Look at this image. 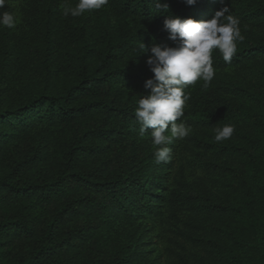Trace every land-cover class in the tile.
<instances>
[{
	"label": "trees",
	"instance_id": "16d2710c",
	"mask_svg": "<svg viewBox=\"0 0 264 264\" xmlns=\"http://www.w3.org/2000/svg\"><path fill=\"white\" fill-rule=\"evenodd\" d=\"M65 2L3 9L19 23L0 27V264H264V0H225L244 40L186 87L192 131L159 164L135 118L154 75L139 41L177 46L164 20H210L220 0L67 18Z\"/></svg>",
	"mask_w": 264,
	"mask_h": 264
},
{
	"label": "clouds",
	"instance_id": "9594fccd",
	"mask_svg": "<svg viewBox=\"0 0 264 264\" xmlns=\"http://www.w3.org/2000/svg\"><path fill=\"white\" fill-rule=\"evenodd\" d=\"M7 2L8 0H0V27L15 29L19 19L14 13L3 10ZM185 2L193 6L196 0ZM220 2L221 9L207 21L166 18L164 30L169 33L171 41L178 42L175 47L155 43L146 46L139 41L138 50L148 55L146 63L154 75L144 85L146 90H150L148 94L139 95L135 118L140 125V135L150 136L155 148L154 158L158 164L171 160L172 149L168 145L174 140L186 138L192 131L182 120L184 108L190 99V93L185 91L186 87L201 80L204 82L203 87L207 88L215 75L213 50H218L225 62H231L238 43L244 40L239 27L240 21L228 14L230 9L225 0ZM155 3L161 12L168 11L166 4L160 5L158 0ZM107 4L108 0H77L75 6L65 2L60 7L62 16L67 18L98 11ZM149 129L152 130L150 134L147 131ZM213 130L214 139L219 143L232 137L235 126L224 124Z\"/></svg>",
	"mask_w": 264,
	"mask_h": 264
},
{
	"label": "rangeland",
	"instance_id": "374dc122",
	"mask_svg": "<svg viewBox=\"0 0 264 264\" xmlns=\"http://www.w3.org/2000/svg\"><path fill=\"white\" fill-rule=\"evenodd\" d=\"M16 16L18 17V19H19V16H18V14H16Z\"/></svg>",
	"mask_w": 264,
	"mask_h": 264
}]
</instances>
